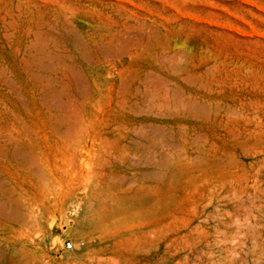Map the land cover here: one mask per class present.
I'll use <instances>...</instances> for the list:
<instances>
[{
    "label": "rangeland",
    "instance_id": "rangeland-1",
    "mask_svg": "<svg viewBox=\"0 0 264 264\" xmlns=\"http://www.w3.org/2000/svg\"><path fill=\"white\" fill-rule=\"evenodd\" d=\"M263 187L264 0H0V264H264Z\"/></svg>",
    "mask_w": 264,
    "mask_h": 264
},
{
    "label": "bare ground",
    "instance_id": "bare-ground-1",
    "mask_svg": "<svg viewBox=\"0 0 264 264\" xmlns=\"http://www.w3.org/2000/svg\"><path fill=\"white\" fill-rule=\"evenodd\" d=\"M82 129V128H81ZM76 134H77V132H76ZM70 158H72V157H70ZM82 161V160H81ZM95 173H97V172H95ZM88 178V177H87ZM89 178H90V175H89ZM86 179V178H85ZM57 180V179H56ZM90 180V179H89ZM87 181V180H86ZM55 186V184L53 185V187ZM54 188H56V186L54 187ZM262 188V187H261ZM264 188V187H263ZM57 189L60 191L59 193L61 194V195H63L64 197H63V199L65 198V199H67V197H68V195H69V193H70V191L69 190H65L64 191V189H63V186L61 185V184H59L58 186H57ZM85 191V190H84ZM259 192V191H258ZM219 194V193H218ZM42 195V197L40 198V199H38V200H36L37 202H36V205H37V207H38V209H37V213L34 215V209L32 208L29 212H30V216L31 217H34L35 218V220L37 221V222H42V218H43V216H42V212L45 210V211H48V209H49V207H50V199L48 198V197H46V196H44V194H41ZM256 196H257V194H255ZM259 196V195H258ZM221 199H222V197H221ZM257 199H259V198H257ZM261 199V198H260ZM65 201V200H64ZM248 201V200H247ZM230 202V201H229ZM249 202V201H248ZM253 203V202H252ZM79 204H81L80 202H79ZM111 205V204H110ZM235 205V204H234ZM263 205V204H262ZM240 206V205H239ZM205 207H206V205H205ZM241 207H243V206H241ZM240 207V208H241ZM214 208H216V207H214ZM235 208H237V207H235ZM217 209H219L218 207H217ZM245 209H247V208H245ZM11 210V209H10ZM248 210H250V209H247L246 211H248ZM259 211H261V210H259ZM112 212V211H111ZM234 212V211H233ZM235 213V212H234ZM237 213V212H236ZM249 213V215H250V212H248ZM110 214V213H109ZM108 214V215H109ZM252 214V213H251ZM111 215V214H110ZM208 215H209V213H208ZM214 215V214H213ZM212 215V216H213ZM245 216L247 215V213L246 214H244ZM248 215V216H249ZM244 216V217H245ZM217 217V216H216ZM215 217V218H216ZM254 217V216H253ZM214 218V219H215ZM220 218V217H219ZM235 218H236V216H235ZM249 219V218H248ZM262 219V218H261ZM206 220V219H205ZM204 220V221H205ZM211 220V219H210ZM213 220V219H212ZM235 220V219H234ZM263 220V219H262ZM232 221V220H231ZM118 221H117V219H115L114 218V216L113 215H111V216H109L108 217V222L107 223H103V222H101V224L100 223H98V224H96V227L98 228V231H97V234H96V239H97V243H98V246H99V248H104V250H105V246H107L108 245V243L110 242V238L112 237V235L114 234H112L111 235V233H110V230H111V228L113 227V226H116L117 224H119V223H117ZM121 222V221H120ZM242 223V222H241ZM247 223V222H246ZM218 224V223H217ZM240 225V224H239ZM256 225V224H255ZM261 225V224H260ZM221 226H223L224 227V224L223 225H221ZM228 226V225H227ZM250 227H251V230L254 228L252 225H251V223H250ZM253 227V228H252ZM256 227V226H255ZM261 227V226H260ZM235 228V227H234ZM237 228V227H236ZM246 228H247V226H246ZM248 229V228H247ZM250 229V228H249ZM255 229V228H254ZM200 230H202V229H200ZM199 230V231H200ZM215 230H217V229H215ZM219 230H222V229H219ZM218 230V231H219ZM226 230V229H225ZM112 232V231H111ZM226 232V231H225ZM220 233V232H219ZM235 233V232H234ZM255 233V232H254ZM254 233H253V235H254ZM262 233V232H261ZM221 234V233H220ZM233 234V233H232ZM252 235V236H253ZM218 236V235H217ZM222 236V235H221ZM234 236H235V234H234ZM241 236H243L244 237V233L241 235ZM251 236V237H252ZM258 236V235H257ZM224 237V236H223ZM238 237V236H237ZM250 237V238H251ZM256 237V236H255ZM254 237V238H255ZM217 238V237H216ZM222 238V237H221ZM231 238V237H230ZM236 238V237H235ZM218 239V238H217ZM220 239V238H219ZM228 239V238H227ZM241 239V238H240ZM191 240V239H190ZM230 240V239H229ZM234 241H236V240H234ZM220 242H221V240H220ZM225 242V241H224ZM227 242V241H226ZM241 242V241H240ZM193 243V242H192ZM217 243V242H216ZM228 244H231V243H228ZM239 244V243H238ZM256 244V243H255ZM224 245H225V243H224ZM218 247H219V245H218ZM225 247V246H224ZM232 247V246H231ZM235 248V247H234ZM231 249V248H230ZM248 249V248H247ZM219 250V249H218ZM235 250V249H234ZM253 250H254V247H253ZM225 251H227V250H225ZM230 251V250H229ZM232 251V250H231ZM196 252H198V251H196ZM241 252H244V251H241ZM200 253V252H199ZM212 253V252H211ZM210 253V254H211ZM219 253V252H218ZM230 253V252H229ZM227 254V253H226ZM232 253H230V255H231ZM240 254V253H239ZM262 254V253H261ZM215 255V254H214ZM213 255V256H214ZM252 255V254H251ZM263 255V254H262ZM226 256V255H225ZM231 256H233V255H231ZM239 256V255H238ZM254 256V255H253ZM187 257V256H186ZM191 257V256H190ZM212 257V256H211ZM235 257H237V256H233V258H235ZM228 259H229V262H230V260H231V257H227ZM227 258H224V259H227ZM252 258V257H251ZM254 258V257H253ZM92 260V259H91ZM110 260H111V256L109 255V254H107L106 252H103V251H101L100 250V253L99 254H97L96 256H95V258H94V264H110ZM186 260H188L187 258H186ZM253 260V259H252ZM257 260H259V259H257ZM223 261V260H222ZM227 261V260H226ZM208 262V261H207ZM210 263V262H209ZM212 263V262H211ZM253 263V262H252ZM207 264V263H206ZM241 264V263H240Z\"/></svg>",
    "mask_w": 264,
    "mask_h": 264
},
{
    "label": "built area",
    "instance_id": "built-area-1",
    "mask_svg": "<svg viewBox=\"0 0 264 264\" xmlns=\"http://www.w3.org/2000/svg\"><path fill=\"white\" fill-rule=\"evenodd\" d=\"M72 246H73V244L71 242H66L64 247H65V249H70V248H72Z\"/></svg>",
    "mask_w": 264,
    "mask_h": 264
}]
</instances>
